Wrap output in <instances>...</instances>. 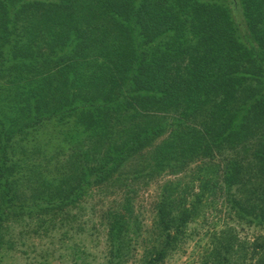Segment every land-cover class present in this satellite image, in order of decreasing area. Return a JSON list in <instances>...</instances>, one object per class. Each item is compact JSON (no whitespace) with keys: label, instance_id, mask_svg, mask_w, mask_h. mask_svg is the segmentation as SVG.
Masks as SVG:
<instances>
[{"label":"trees","instance_id":"trees-1","mask_svg":"<svg viewBox=\"0 0 264 264\" xmlns=\"http://www.w3.org/2000/svg\"><path fill=\"white\" fill-rule=\"evenodd\" d=\"M48 128L58 145L29 152ZM191 164L162 185L141 264L177 250L216 198L264 228V0H0V245L23 206L64 216L112 188L131 210L136 183ZM128 216L108 220L112 255ZM217 234L213 264H227L236 237Z\"/></svg>","mask_w":264,"mask_h":264},{"label":"rangeland","instance_id":"rangeland-1","mask_svg":"<svg viewBox=\"0 0 264 264\" xmlns=\"http://www.w3.org/2000/svg\"><path fill=\"white\" fill-rule=\"evenodd\" d=\"M60 138L55 128H48L38 139L27 143L26 149L31 152L35 142L40 140L51 152ZM226 154H235V150H227L222 157ZM65 156L62 153L58 158ZM18 157L16 154L13 159ZM193 168L194 164H191L185 175L162 173L144 187L141 181L136 183L129 206L131 210L123 207L122 191L112 188L107 191L93 190L83 201L68 209L69 214L64 213V216L58 214L51 217L38 206H23L19 213H13L4 220L0 264H114L116 261L120 264H141L149 246L158 243L153 224L154 204L162 185L178 177L182 182L190 180ZM21 169L16 176L26 172ZM19 178L20 185H23L22 195L29 198L31 191L25 186L31 182L24 177L23 180ZM14 202L20 203L19 199ZM24 203L31 204V201L27 199ZM220 203L221 198L211 203L206 201L209 207L205 206L197 219L188 223L179 248L170 252L160 264H213V252L218 247L217 233L227 228L236 237L227 264H264V228L237 220L227 206ZM114 212L129 213L126 242L118 255L111 254L108 240V220ZM255 245L258 247L255 248Z\"/></svg>","mask_w":264,"mask_h":264}]
</instances>
